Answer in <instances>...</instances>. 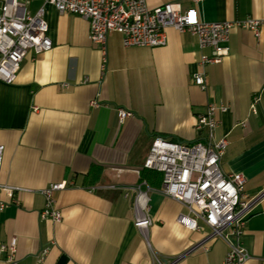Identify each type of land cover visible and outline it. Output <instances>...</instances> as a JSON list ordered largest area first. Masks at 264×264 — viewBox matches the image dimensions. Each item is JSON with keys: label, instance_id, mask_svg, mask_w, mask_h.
<instances>
[{"label": "crops", "instance_id": "crops-1", "mask_svg": "<svg viewBox=\"0 0 264 264\" xmlns=\"http://www.w3.org/2000/svg\"><path fill=\"white\" fill-rule=\"evenodd\" d=\"M167 2L194 7L204 22L264 17V0H146L148 8ZM41 6L52 48L28 51L15 80H0V183L18 188V204L0 210V244L15 240V264H156V256L168 264H221L227 241H207L201 221L199 230L179 224L186 208L160 191V174L149 182L153 170L143 167L156 136L202 138L196 116L211 101L227 105L214 130L228 140L221 168L242 173L252 199L241 237L250 255L244 264H264V97L250 113L252 94L264 88V30L257 39L234 28L230 52L204 67L198 61L209 52L187 31L168 27L159 47H124L121 35L109 32L102 71L88 21L42 0H30L28 9ZM202 70L206 90L193 82ZM118 108L133 116L119 123ZM61 181L67 187L53 194L61 221L41 220V189ZM142 182L152 219L147 239L134 226L132 197L121 191ZM0 202H10L1 189ZM8 257L1 251L0 264H12Z\"/></svg>", "mask_w": 264, "mask_h": 264}, {"label": "built area", "instance_id": "built-area-1", "mask_svg": "<svg viewBox=\"0 0 264 264\" xmlns=\"http://www.w3.org/2000/svg\"><path fill=\"white\" fill-rule=\"evenodd\" d=\"M30 0H0V80L11 83L15 80L22 59L28 51L39 54L52 48L48 36V24L44 18V8L34 13L28 9ZM52 5L60 14H75L89 23V40L99 48L101 70L107 63V34L116 32L122 37L124 47H159L168 42L166 29L172 27L178 32L187 31L198 40L202 53L198 64L202 67L218 63L229 51V36L234 28L252 32L260 39L264 30V17L247 16L232 21L204 22L193 7L183 9L178 3L161 4L148 8L146 0H42ZM200 1V0H195ZM194 84L206 90L204 70L193 77ZM264 97V88L251 96L250 113L256 114ZM33 110H38L34 107ZM227 110V105L211 101L206 109L196 116L195 130L203 134L199 140L182 143L169 138L154 137L143 162L145 169L161 174L160 191L174 201H178L188 214L179 213L176 221L184 227L199 230L203 222L210 230L205 239L216 237L228 243L227 254L221 264H244L249 253L241 244L246 227L251 198L244 194L245 176L242 173H225L221 168L222 155L228 140L216 138L214 130L219 125L218 112ZM133 114L122 108L117 109L119 123ZM244 125V123H242ZM4 145L0 144V172ZM144 182L121 187L126 198L132 197L135 214L134 226L147 239L146 231L152 224L148 210V190L142 188ZM68 182L51 183L41 189L45 199L39 218L60 222L61 213L55 206L54 192L63 190ZM0 189L10 198V202H0V210L7 203L18 204L13 197L18 188L0 183ZM15 240L6 246L0 244V252L9 251L8 261L16 251ZM156 264H165L155 257Z\"/></svg>", "mask_w": 264, "mask_h": 264}, {"label": "trees", "instance_id": "trees-1", "mask_svg": "<svg viewBox=\"0 0 264 264\" xmlns=\"http://www.w3.org/2000/svg\"><path fill=\"white\" fill-rule=\"evenodd\" d=\"M157 174H160V173L158 172L155 174V173H153V171H149L147 174L148 181L151 182L152 177H153V179L155 178L156 180H158L159 176ZM150 176H152V177H150ZM160 177H161V174H160Z\"/></svg>", "mask_w": 264, "mask_h": 264}, {"label": "water", "instance_id": "water-1", "mask_svg": "<svg viewBox=\"0 0 264 264\" xmlns=\"http://www.w3.org/2000/svg\"><path fill=\"white\" fill-rule=\"evenodd\" d=\"M165 264H168L166 261L164 262Z\"/></svg>", "mask_w": 264, "mask_h": 264}]
</instances>
